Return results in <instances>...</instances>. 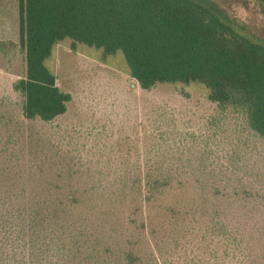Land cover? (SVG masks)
<instances>
[{
    "label": "rangeland",
    "instance_id": "rangeland-1",
    "mask_svg": "<svg viewBox=\"0 0 264 264\" xmlns=\"http://www.w3.org/2000/svg\"><path fill=\"white\" fill-rule=\"evenodd\" d=\"M8 1L11 6L0 11V39L15 43L18 0ZM216 1L264 36V5ZM47 63L72 99L66 113L51 121L27 120L12 85L23 73L22 56L16 53L8 61L0 55V176L10 173L35 191L43 188L40 181L59 185L70 177L88 191L108 193L120 191L110 185L114 179L134 175L139 156L153 159L163 151L170 156L206 145L215 152L211 159L223 157L210 131L216 103L204 85L158 84L144 90L130 75L123 52L105 57L85 44L74 49L71 40L58 43ZM255 152L246 170L251 178L257 173L262 178L250 188L252 195L236 192L222 204L226 236L217 233L211 214L195 212L200 205L181 208L177 217L172 205L161 206L151 211L150 222L128 197L120 204L44 214L23 229L0 225V264H134V257L135 264H264V185L258 188L264 182V145ZM184 157L194 154L185 150Z\"/></svg>",
    "mask_w": 264,
    "mask_h": 264
},
{
    "label": "trees",
    "instance_id": "trees-1",
    "mask_svg": "<svg viewBox=\"0 0 264 264\" xmlns=\"http://www.w3.org/2000/svg\"><path fill=\"white\" fill-rule=\"evenodd\" d=\"M18 18L19 41L0 40V55L8 61L22 56L23 73L12 85L22 97L25 119L51 121L66 113L72 95L59 86L47 61L58 43L71 40L74 49L85 44L105 57L123 52L130 75L144 90L204 85L216 103L211 137L224 154L211 159L215 152L203 145L170 156L163 151L153 159L139 156L134 175L114 179L110 185L120 191L108 193L88 191L70 177L59 185L40 181L43 188L35 191L6 173L0 176V225L23 229L44 214L131 197L150 222L151 211L161 206L172 205L177 217L181 208L200 205L195 212L211 214L217 233L226 236L222 204L236 192L252 195L250 188L262 178L258 173L251 178L246 167L255 148L264 145V36L216 0H18ZM185 150L194 157L185 158ZM64 187L71 190L60 191Z\"/></svg>",
    "mask_w": 264,
    "mask_h": 264
},
{
    "label": "crops",
    "instance_id": "crops-1",
    "mask_svg": "<svg viewBox=\"0 0 264 264\" xmlns=\"http://www.w3.org/2000/svg\"><path fill=\"white\" fill-rule=\"evenodd\" d=\"M8 0H0V11H4L5 8L8 9V6H11V2L9 3V1L7 2ZM17 8H18V5H17ZM11 9V8H10ZM2 40V39H0Z\"/></svg>",
    "mask_w": 264,
    "mask_h": 264
}]
</instances>
